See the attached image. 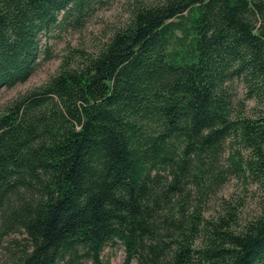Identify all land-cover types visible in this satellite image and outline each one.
Wrapping results in <instances>:
<instances>
[{"label": "trees", "instance_id": "16d2710c", "mask_svg": "<svg viewBox=\"0 0 264 264\" xmlns=\"http://www.w3.org/2000/svg\"><path fill=\"white\" fill-rule=\"evenodd\" d=\"M115 1L0 0V90ZM124 6L0 111V264H264V0Z\"/></svg>", "mask_w": 264, "mask_h": 264}, {"label": "rangeland", "instance_id": "374dc122", "mask_svg": "<svg viewBox=\"0 0 264 264\" xmlns=\"http://www.w3.org/2000/svg\"><path fill=\"white\" fill-rule=\"evenodd\" d=\"M126 0H117L104 8H100L97 13L89 20L87 27L81 32L76 30H69L60 34L54 35L50 39L52 56L49 60L45 61L39 69L24 83H19L15 87L7 88L5 86L0 90V111L20 93L26 90L37 87L49 79L50 76L55 74L62 62L64 54L70 47H86L88 50H93L95 44L108 33L111 28L110 25L114 22L124 19L127 16L124 2ZM106 31V32H105ZM105 38V37H104ZM98 39V40H97ZM45 42V40H43ZM242 92V90H241ZM242 94V93H241ZM250 104L253 102L250 100ZM260 192L257 185H250L247 192L243 191V184L236 179H231L220 192V196L229 198L233 194H243L246 198V205L250 213L258 209V201ZM103 257L106 261L112 264H121L125 258V249L123 245L118 242L116 245L109 244L104 252ZM132 264H139L133 261Z\"/></svg>", "mask_w": 264, "mask_h": 264}]
</instances>
